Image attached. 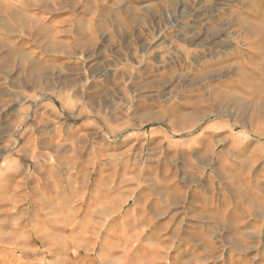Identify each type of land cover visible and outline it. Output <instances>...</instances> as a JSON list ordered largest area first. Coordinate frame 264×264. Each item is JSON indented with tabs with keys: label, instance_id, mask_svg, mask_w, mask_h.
<instances>
[{
	"label": "rangeland",
	"instance_id": "1",
	"mask_svg": "<svg viewBox=\"0 0 264 264\" xmlns=\"http://www.w3.org/2000/svg\"><path fill=\"white\" fill-rule=\"evenodd\" d=\"M75 2H3L0 159L31 137L68 187L0 264H264V0Z\"/></svg>",
	"mask_w": 264,
	"mask_h": 264
},
{
	"label": "crops",
	"instance_id": "2",
	"mask_svg": "<svg viewBox=\"0 0 264 264\" xmlns=\"http://www.w3.org/2000/svg\"><path fill=\"white\" fill-rule=\"evenodd\" d=\"M4 1L8 0H0V25L7 28V23L2 20L5 18V13L3 14ZM75 1V3H72L71 9L75 11L74 17L76 18L89 17L92 20L101 17L111 18L117 24L122 22L124 26L120 27H124L123 30L125 29L129 32L132 29L130 26L132 20L138 19V14L132 8L131 0H98V5L91 7L87 6V0ZM105 3H108L106 11L103 10L105 9ZM80 24H83V22H80ZM126 24L129 25L126 26ZM211 29L214 30L215 28ZM77 31L83 32L81 29H77ZM91 32L96 33L93 27ZM119 32H122L121 29H119ZM76 51L78 52V50ZM16 55L18 56L19 52ZM13 61L15 60L11 59V62ZM27 62L30 63L31 60L29 59ZM4 66V63H0V69H3ZM258 71L264 74V68ZM15 74H11V77L10 74H0V96H3L4 85L7 84V81L11 85L19 83V76L17 77ZM31 76H35V71L30 72L29 69L26 79L31 80ZM45 137H47L45 138L47 143L43 142V145L50 146L51 132ZM33 140L31 137L22 139L21 144H19L23 148L19 147L16 153L12 154L3 152L0 159V258L2 260L6 259L7 263L15 262L18 256L17 251L25 243L29 244L32 242L30 239L33 230H31L30 226H33L31 222L34 221V218L37 216L44 217L47 214V210L59 209L65 205H62V203L65 202L68 175L62 172L53 173L48 169L32 170V166L29 163L35 159V155L32 149L27 146L35 145ZM1 143L2 146L8 147L14 144L9 138L4 139ZM2 151L7 152L8 150L6 148ZM84 183L85 178L82 175L73 180V184L79 187L80 190L84 189ZM99 193L102 195L101 199H99L102 202L105 199V191ZM108 201H110L109 198L105 202ZM259 205L263 214L264 206Z\"/></svg>",
	"mask_w": 264,
	"mask_h": 264
}]
</instances>
